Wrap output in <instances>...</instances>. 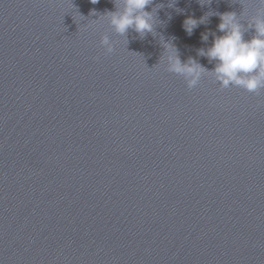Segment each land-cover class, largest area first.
Segmentation results:
<instances>
[{
	"label": "water",
	"instance_id": "water-1",
	"mask_svg": "<svg viewBox=\"0 0 264 264\" xmlns=\"http://www.w3.org/2000/svg\"><path fill=\"white\" fill-rule=\"evenodd\" d=\"M170 3L120 37L115 0H0V264H264V89L160 63L213 69L218 16L183 21L236 12L250 40L260 5Z\"/></svg>",
	"mask_w": 264,
	"mask_h": 264
},
{
	"label": "clouds",
	"instance_id": "clouds-1",
	"mask_svg": "<svg viewBox=\"0 0 264 264\" xmlns=\"http://www.w3.org/2000/svg\"><path fill=\"white\" fill-rule=\"evenodd\" d=\"M90 2L96 4L99 0ZM175 2L176 0H173L168 7H173ZM198 2L203 7L210 5L212 0ZM153 3L154 0H115L116 11L108 12L104 17L116 35L125 37L128 30L132 29L143 37L145 33L153 32L157 10L164 7L163 4H156L151 12L145 11ZM258 3L260 7L257 14L248 25V28L254 29L255 32L250 40L244 39L245 29L236 12L210 11L199 19L189 16L183 21L184 31L191 36L194 30L199 25H205L211 16H218L220 23L217 25V31L222 35L216 36L207 50H197L199 56L215 62L213 69H206L192 57L182 62L178 49L172 43L163 44L165 52L160 63L167 65L168 72L183 77L189 89L195 88L201 79L207 76L214 77L221 89L238 87L248 93L259 94L260 90L264 89V0H258ZM201 39L206 42L208 34H202ZM124 41L127 44V40ZM100 45L105 49V55L114 51V42L108 35L101 38Z\"/></svg>",
	"mask_w": 264,
	"mask_h": 264
}]
</instances>
